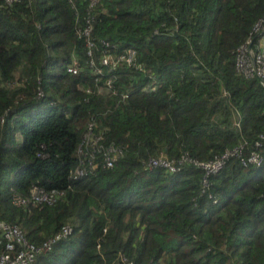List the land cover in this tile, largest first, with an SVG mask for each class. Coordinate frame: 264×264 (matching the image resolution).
<instances>
[{
  "label": "trees",
  "instance_id": "obj_1",
  "mask_svg": "<svg viewBox=\"0 0 264 264\" xmlns=\"http://www.w3.org/2000/svg\"><path fill=\"white\" fill-rule=\"evenodd\" d=\"M263 15L264 0H0V219L37 247L72 230L33 264H264V87L236 69ZM90 124L102 148L75 176ZM238 147L263 162L196 164Z\"/></svg>",
  "mask_w": 264,
  "mask_h": 264
},
{
  "label": "built area",
  "instance_id": "obj_2",
  "mask_svg": "<svg viewBox=\"0 0 264 264\" xmlns=\"http://www.w3.org/2000/svg\"><path fill=\"white\" fill-rule=\"evenodd\" d=\"M5 1L7 3H11L18 0ZM88 33L89 27L84 30L85 35H88ZM252 34L259 36V39L256 45L253 47L254 38H252L251 35V37L237 49L236 69L246 78L259 79L262 86L264 87V15L254 24ZM88 46L91 47V43H88ZM133 56L134 51H128L125 56L104 55L101 57V64L111 71L119 62H130ZM76 65L77 63L74 59L67 70L72 73H77ZM101 72V69H97L98 74H100ZM91 127L92 125L90 124L89 130L85 134V137L79 145L78 149L79 156L86 157L88 155L87 166L77 169L75 171V176H83L87 173L86 170L92 171L96 167L95 162H93V152L100 151V149L102 148L99 144L101 136L99 135L93 137L90 133L92 131ZM87 138V143H84ZM241 149L242 147L234 148L233 150L227 151L223 155L215 157L212 160L206 162H198L196 164H198V166L205 171L206 175H210L217 173L224 166L226 160L231 156L237 157L243 166H259L263 162V159L258 152L250 151L247 154L243 153ZM119 153L120 151L114 146L108 147L105 152L106 166L111 167L115 160L118 158ZM150 164H158L170 171H176L178 168L172 162L161 159L152 161L150 162ZM32 197L33 200L38 203L46 202L48 204L54 203L58 198V196H56V193L54 192L46 194L41 191H34ZM16 202L24 203V201L22 200H16ZM71 231L72 230L70 226H63L59 232L46 240L41 246L37 247L26 238L24 232L19 226L6 223L5 221L0 219V237H2L4 240V250L2 251V253H0V264H33L35 257L39 252L49 251L56 242L68 236Z\"/></svg>",
  "mask_w": 264,
  "mask_h": 264
},
{
  "label": "rangeland",
  "instance_id": "obj_3",
  "mask_svg": "<svg viewBox=\"0 0 264 264\" xmlns=\"http://www.w3.org/2000/svg\"><path fill=\"white\" fill-rule=\"evenodd\" d=\"M264 39V38H263ZM87 141H88V138L84 141V143H87Z\"/></svg>",
  "mask_w": 264,
  "mask_h": 264
},
{
  "label": "clouds",
  "instance_id": "obj_4",
  "mask_svg": "<svg viewBox=\"0 0 264 264\" xmlns=\"http://www.w3.org/2000/svg\"><path fill=\"white\" fill-rule=\"evenodd\" d=\"M69 67V66H68ZM68 67H67V69H68ZM77 70H78V67H77Z\"/></svg>",
  "mask_w": 264,
  "mask_h": 264
}]
</instances>
